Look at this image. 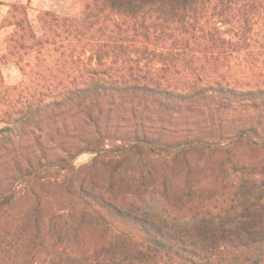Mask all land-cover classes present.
I'll list each match as a JSON object with an SVG mask.
<instances>
[{
    "label": "trees",
    "instance_id": "trees-1",
    "mask_svg": "<svg viewBox=\"0 0 264 264\" xmlns=\"http://www.w3.org/2000/svg\"><path fill=\"white\" fill-rule=\"evenodd\" d=\"M78 2L0 24V264H264V0Z\"/></svg>",
    "mask_w": 264,
    "mask_h": 264
},
{
    "label": "rangeland",
    "instance_id": "rangeland-1",
    "mask_svg": "<svg viewBox=\"0 0 264 264\" xmlns=\"http://www.w3.org/2000/svg\"><path fill=\"white\" fill-rule=\"evenodd\" d=\"M51 3V5H53L54 7V11L61 14L75 15L80 11V4L78 0H52ZM31 15L33 25L36 31L40 33L41 27L36 18V15H38V13L35 11H31ZM2 71L8 84H16L22 78V74L19 68L13 62L4 64L2 66ZM236 155H239L242 158L250 159L252 161L264 160V145L259 148L240 145L236 150ZM93 157L94 153L84 152L77 156L74 162L76 166H81L83 164L90 163ZM230 175L234 176L235 174L231 173ZM260 178H264V175H261ZM133 199L138 202L144 209L153 213H160L171 220H176L177 223L182 225H189L200 217V215L196 213L195 208L190 209L189 207H186L182 210L174 208L169 203H167L159 193H148L142 199H137L135 197ZM196 204L198 207H201L200 203L196 202ZM116 224L118 226L120 225L122 228H128L126 225L119 223V221H117Z\"/></svg>",
    "mask_w": 264,
    "mask_h": 264
},
{
    "label": "crops",
    "instance_id": "crops-1",
    "mask_svg": "<svg viewBox=\"0 0 264 264\" xmlns=\"http://www.w3.org/2000/svg\"><path fill=\"white\" fill-rule=\"evenodd\" d=\"M12 2H20L29 4V14L32 20L31 11L39 12L40 10H53L54 7L51 5L52 0H0V24L4 18V13L7 8L8 3ZM37 18V15H36ZM33 22V21H32ZM13 30L12 26H5L3 28H0V39H2L6 34L10 33Z\"/></svg>",
    "mask_w": 264,
    "mask_h": 264
}]
</instances>
